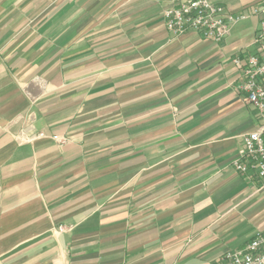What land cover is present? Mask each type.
<instances>
[{"label": "crops", "instance_id": "obj_1", "mask_svg": "<svg viewBox=\"0 0 264 264\" xmlns=\"http://www.w3.org/2000/svg\"><path fill=\"white\" fill-rule=\"evenodd\" d=\"M208 1L248 15L221 44L172 0H0V264H224L264 232L233 169L264 0Z\"/></svg>", "mask_w": 264, "mask_h": 264}, {"label": "built area", "instance_id": "obj_2", "mask_svg": "<svg viewBox=\"0 0 264 264\" xmlns=\"http://www.w3.org/2000/svg\"><path fill=\"white\" fill-rule=\"evenodd\" d=\"M256 11L260 29L254 46L244 58L236 57L233 62L242 71V82L238 86L242 103L255 108L258 127L244 137L243 156L233 163V169L248 178H255L259 189L264 191V2ZM247 18V14L228 13L208 0H172L171 7L164 11L166 29L173 37L195 32L215 44L226 39L231 26ZM54 140L60 145L66 143L58 137ZM224 264H264V232L255 233L243 249L228 252Z\"/></svg>", "mask_w": 264, "mask_h": 264}]
</instances>
